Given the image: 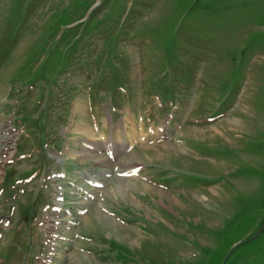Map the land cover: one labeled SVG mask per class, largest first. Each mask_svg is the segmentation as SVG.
Here are the masks:
<instances>
[{"label":"rangeland","instance_id":"1","mask_svg":"<svg viewBox=\"0 0 264 264\" xmlns=\"http://www.w3.org/2000/svg\"><path fill=\"white\" fill-rule=\"evenodd\" d=\"M5 143L0 264H264V0H0Z\"/></svg>","mask_w":264,"mask_h":264},{"label":"bare ground","instance_id":"2","mask_svg":"<svg viewBox=\"0 0 264 264\" xmlns=\"http://www.w3.org/2000/svg\"><path fill=\"white\" fill-rule=\"evenodd\" d=\"M88 126H89V125H88ZM98 131H99V130H98ZM91 133H92V135L89 134V136L94 138L95 135L93 134L92 130H91ZM7 134H8V133H7ZM4 137H5V139L8 138L6 135H5ZM100 138H102V137L100 136ZM5 139H4V140H5ZM89 171H90V170H89ZM92 174H93V173H92ZM65 181H66V180H65ZM144 187H145V185H144ZM53 207H56V206H53ZM56 208H57V207H56ZM52 209H53V208H52ZM52 215H53V214H52ZM54 215H55V214H54ZM50 218H51V217H50ZM46 219H47V218H46ZM51 219H52V218H51ZM48 221H49V222H53L52 220H48ZM51 224H52V223H51ZM51 228H52V227H51ZM52 231H54V230H52ZM52 231H51V232H52ZM32 232H33V231H32ZM48 258H49V257H48Z\"/></svg>","mask_w":264,"mask_h":264}]
</instances>
